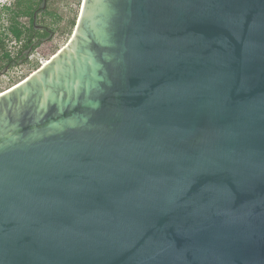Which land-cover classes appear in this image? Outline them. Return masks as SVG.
Masks as SVG:
<instances>
[{
	"label": "water",
	"instance_id": "95a60500",
	"mask_svg": "<svg viewBox=\"0 0 264 264\" xmlns=\"http://www.w3.org/2000/svg\"><path fill=\"white\" fill-rule=\"evenodd\" d=\"M0 264H264V0H82L0 93Z\"/></svg>",
	"mask_w": 264,
	"mask_h": 264
},
{
	"label": "rangeland",
	"instance_id": "374dc122",
	"mask_svg": "<svg viewBox=\"0 0 264 264\" xmlns=\"http://www.w3.org/2000/svg\"><path fill=\"white\" fill-rule=\"evenodd\" d=\"M9 0H0V40L7 48L15 47L8 31L9 16L5 4ZM82 0H47L45 14L40 17L39 24L52 31V38L38 46L32 60L35 63L21 64L4 73L0 69V93L20 83L45 64L53 55L63 48L70 39L76 24ZM50 14V15H47ZM20 26H28L25 19H18Z\"/></svg>",
	"mask_w": 264,
	"mask_h": 264
},
{
	"label": "flooded vegetation",
	"instance_id": "af4514ba",
	"mask_svg": "<svg viewBox=\"0 0 264 264\" xmlns=\"http://www.w3.org/2000/svg\"><path fill=\"white\" fill-rule=\"evenodd\" d=\"M20 3L21 7L25 9L27 5L29 4L31 8V16H21L20 19H25L29 22L28 26H20L21 30L23 32L22 37L20 40H16L11 36V39L13 40V43H15V47L13 48H7L5 46V50L8 53L11 62H9L5 66L4 73L8 72L11 68L19 66L21 64H27V63H35V60H32L35 50L40 46L41 44L45 43L46 41L50 40L52 38V31H50L47 27L39 24V19L41 16L45 14V9L47 5L46 3L43 4L42 0L38 4V0H9L7 4H5V11L8 13L9 18V25L11 22V17L13 16L14 11L16 10L17 3ZM33 3V4H32ZM18 18V19H19ZM17 19V20H18ZM32 28L31 32V38H30V45L27 50H24L21 52L22 46L24 42H26L28 30ZM46 34V36H44ZM38 70V69H37ZM1 73L0 75H2Z\"/></svg>",
	"mask_w": 264,
	"mask_h": 264
},
{
	"label": "trees",
	"instance_id": "16d2710c",
	"mask_svg": "<svg viewBox=\"0 0 264 264\" xmlns=\"http://www.w3.org/2000/svg\"><path fill=\"white\" fill-rule=\"evenodd\" d=\"M40 1L41 0H38V4ZM31 8L32 7L28 4L27 7L25 9H23L21 7L20 3L19 2L17 3L16 10L14 11L13 16L11 17V22H10V25L8 27V31L14 39L20 40V38L23 35V32H22L21 27L19 26V24L17 22V19L21 16L30 17L31 16ZM47 15H50V14H47ZM31 30H32V28H30L28 30L29 35H27L26 42H24L22 49H21V52L24 50H27L29 45H30V38L32 36ZM44 36H46V34ZM9 62H11V59L5 50V45H4L3 41L0 40V69H4L5 66Z\"/></svg>",
	"mask_w": 264,
	"mask_h": 264
}]
</instances>
